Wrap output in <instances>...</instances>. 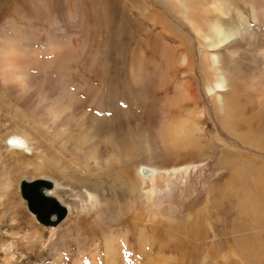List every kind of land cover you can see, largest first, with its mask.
Listing matches in <instances>:
<instances>
[{
    "label": "rangeland",
    "instance_id": "374dc122",
    "mask_svg": "<svg viewBox=\"0 0 264 264\" xmlns=\"http://www.w3.org/2000/svg\"><path fill=\"white\" fill-rule=\"evenodd\" d=\"M50 2L49 9L35 0L0 7V264H264V182L221 163L225 152L238 153L236 141L204 115L201 83L197 113L185 91L196 87L194 52L205 51L191 35L187 6L138 0L160 14L155 21L137 0H113L106 10L99 0ZM5 57L25 81L21 92ZM59 98L63 114L54 109ZM173 117L198 124V146L182 159L155 152L146 177L130 174L134 163L101 156L96 164L87 144L71 141L89 133L106 141L110 131L122 134L148 119L156 139ZM61 131L76 138L63 139ZM14 135L25 139L24 148L9 146ZM158 142L145 148L151 156ZM184 164L188 170H171ZM43 179L56 183L50 190L66 209L55 225L43 224L23 193L22 182ZM197 212L215 218L203 220L200 233L202 226L210 232L198 241L187 236ZM38 230L43 239H26ZM180 238L190 241L185 251ZM117 243L114 259L108 246Z\"/></svg>",
    "mask_w": 264,
    "mask_h": 264
},
{
    "label": "bare ground",
    "instance_id": "6f19581e",
    "mask_svg": "<svg viewBox=\"0 0 264 264\" xmlns=\"http://www.w3.org/2000/svg\"><path fill=\"white\" fill-rule=\"evenodd\" d=\"M35 1L40 4L42 9L52 7L50 0ZM178 1L182 6L185 7L186 5L188 8L186 20L189 21V25L191 24L190 32L195 39L194 42H198V45H200L203 41L205 49V51H195L197 61L192 60L197 65V67L193 66L194 77L192 74V81L196 84V87L195 89L192 87V89L185 90L196 103L197 107H194V112L197 113V110H200L197 101L200 99L199 85L201 83V91L206 102L203 109L205 111L204 115L209 118L212 117L218 124L219 130L226 137H231L232 140L236 141L233 143V147L238 153L228 155L225 152L221 163L240 165L243 169L248 170L251 179L255 182H264V172H262L264 170V0ZM7 2H10V0H0V7L6 5ZM99 2H102V8L106 10L104 6L111 7L113 0H99ZM139 3H137L138 8L145 10L148 17L155 21L160 20L158 12L149 10V7L145 4L140 5L141 3ZM8 42L6 41L5 44ZM163 53L166 54V50ZM169 54L171 52L167 50V57H174V55L171 54L170 56ZM175 56L177 57V55ZM191 56L188 58L189 63L191 62ZM5 59L10 58H3V61L7 64L5 65L7 74L14 77L15 82H17L15 87L18 91H23L25 81L22 79V75L14 69L11 70L13 63L10 65ZM55 95L56 92L51 94V96ZM62 101L63 98L54 100V109L58 114H63L66 111ZM198 113L200 114V111ZM149 122L152 121L148 119L144 122L138 121L137 124L134 122L133 126L130 125L129 129L122 134V130H119L120 132L110 131L106 141L99 140L92 133L87 136L78 135L77 139L72 135L69 137V134L65 131H61L60 134L63 139L69 141L71 138L75 139L71 140L75 145L87 144L90 150L87 155L94 159L96 164L101 160V156L105 158L104 162L107 163L118 160L121 165L126 167L131 163L136 164V170L130 172L133 177L135 176L134 178H138V173L146 177L143 167L148 166L145 162L152 159L155 152L158 154V151H162V154H172V156L182 159L185 157L183 155L184 150L192 151L193 148L198 146V140L193 135V133L199 131L198 124L190 126L191 123L186 118L173 117L172 120H166L158 127L156 139H159V142L156 147L160 149L153 150L151 156V151L148 150L153 148L151 144L153 141L156 142V139L153 138L154 133L151 132L153 130ZM6 140L14 150L22 149L25 146V139L16 135L9 136ZM238 141L239 145L236 146ZM145 148L148 150H145ZM251 152L256 153V155H251ZM189 167V164H184L173 167L171 170L173 172L186 171ZM169 170L167 169V171ZM152 171H157V169L152 167ZM41 181H44V183L41 184L40 193L32 190L36 181L28 182L25 180L27 185L24 186L23 191L28 201H32L34 204L38 216L41 215L46 220L58 221V215L62 214L64 205H61L53 197V189L50 190L56 183L51 184V181L49 182L46 179ZM134 190L141 191V185L139 184ZM213 192L219 194L216 188H213ZM40 199L41 202L38 201ZM50 202L56 206V209L51 212L46 210V206ZM202 214L197 212L194 215L193 222L191 221V231L187 236H191L192 240H201L205 235L208 237V232H210V228L207 230L205 226H202L203 233H200V225L205 224L204 221L206 220L210 221L214 216L210 214L202 216ZM42 237L41 230H38L26 239L38 242L43 239ZM177 243L185 251L190 241L186 238H180ZM115 245H118V243L111 244L108 248L112 251L111 258L117 259L119 250L118 246Z\"/></svg>",
    "mask_w": 264,
    "mask_h": 264
},
{
    "label": "water",
    "instance_id": "95a60500",
    "mask_svg": "<svg viewBox=\"0 0 264 264\" xmlns=\"http://www.w3.org/2000/svg\"><path fill=\"white\" fill-rule=\"evenodd\" d=\"M43 183H44V181H41V180L40 181H36L35 184H34V186L32 187V190H35L36 193H40L41 192V184H43ZM22 185L23 186H26L27 183L24 181V182H22ZM23 193H24V191H23ZM38 201L41 202L42 200L40 199ZM53 201H55V200H53ZM30 204H31V202L29 203V206H30ZM62 209H63L62 214H59L58 215V221H50V220H46L45 219L42 222H44L45 224H48V225H55V224H57L58 222H60L66 216V209L64 207Z\"/></svg>",
    "mask_w": 264,
    "mask_h": 264
}]
</instances>
